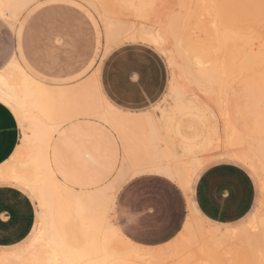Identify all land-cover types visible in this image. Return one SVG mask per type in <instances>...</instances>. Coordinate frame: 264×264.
<instances>
[{
	"label": "snow or ice",
	"instance_id": "obj_1",
	"mask_svg": "<svg viewBox=\"0 0 264 264\" xmlns=\"http://www.w3.org/2000/svg\"><path fill=\"white\" fill-rule=\"evenodd\" d=\"M3 20L8 23L6 15ZM18 27L23 34V26ZM164 39L161 34L146 43L160 47ZM15 62L16 57L12 56L0 72V116L7 115L15 129L14 144L5 153L11 173L0 172V201L8 192L21 197L28 205L30 221L35 216L37 223L25 240L0 239V245L30 251L46 242V254L56 257L54 264H131L128 252L110 243L109 237L127 239L125 234L131 235L130 229L142 220L139 203L145 198H172L173 193L158 186L172 182L173 176L164 170L156 171L158 166L147 162L137 165L144 171L129 170V161L134 158L130 129L147 123L162 146L170 138L187 146L181 133L190 130L194 121L198 125L204 117L209 123H219L222 113L216 109L223 104H215L205 95L203 103L194 106L197 102L189 94L185 93L183 98L178 95L173 81L162 97L141 98L144 107L130 111V106H124L125 93L114 95L106 90L96 59L86 62L72 77L73 83L88 80L83 92L53 84L47 76L40 75L43 70L39 68L34 72L21 69V78H9L8 69ZM128 75L132 82L140 79L134 70ZM247 101L264 137V83L249 91ZM86 153L95 154V159L90 156L86 161L83 158ZM230 159L245 166L240 156ZM195 179L196 174L189 176L185 195L190 196ZM100 189H104L102 195ZM141 192L145 196L140 201L129 196L122 203L126 194L139 196ZM53 200L59 207L60 223L46 230ZM14 216L12 208L0 203V232L12 224ZM85 218L94 228L89 231L70 228L73 220L80 224ZM183 235L177 239H183ZM128 244L131 249L136 248L131 241ZM185 244V254L191 255L199 249L200 239L189 238ZM27 264H53V261L36 258Z\"/></svg>",
	"mask_w": 264,
	"mask_h": 264
},
{
	"label": "bare ground",
	"instance_id": "obj_2",
	"mask_svg": "<svg viewBox=\"0 0 264 264\" xmlns=\"http://www.w3.org/2000/svg\"><path fill=\"white\" fill-rule=\"evenodd\" d=\"M71 1L88 10L90 15L94 12L98 14L100 44L95 57L99 61L96 65L98 69L105 55L115 46L129 40L152 41L163 34L164 44L157 48L166 56L172 70L170 86L174 81L178 95L183 98L185 93L189 94L191 100L197 102L194 106H198L199 99L205 95L213 103L223 104L222 108L216 109L222 113L219 119L222 127L213 126L206 117L198 125L194 121L190 130L185 129L181 133L187 146L174 138L168 139L162 146L149 124L134 125L130 129L134 154L129 161L130 171H144L137 165L145 162L155 164L158 166L156 171L168 172L185 189L189 176L196 174L206 163L218 158L240 156L261 183L258 209L241 226L224 230L211 228L195 214H190L182 231L183 239L171 242L174 243L171 245L174 246L172 252L167 248L170 243L165 247L169 252L163 247L164 250L140 247L121 236L109 237L110 243H115L119 250L127 251L131 264H238L239 247L236 242L264 229V137L250 114L247 101L249 91L253 87L258 89L264 83V0H255L259 7L256 5L252 11L250 8L243 9L240 17L237 13L238 20L227 10L228 0ZM42 2L0 0V14L6 15L18 26L22 14ZM190 28L200 29L205 36L197 30L199 36L196 34L193 37ZM21 69L29 71L16 60L14 66L8 69V77L21 78ZM79 84L86 88L88 80ZM10 173L11 168L6 171V174ZM103 192L104 189L99 190L100 195ZM59 223V207L53 200L46 230ZM204 227H208L210 233ZM70 228L89 231L94 225L85 218L80 224L73 220ZM195 237L200 239L199 249L191 255L185 254V241ZM128 241L136 248L131 249ZM45 249L46 242L30 251L19 248L0 251V264H27L36 258L51 259L54 264L55 255L48 257Z\"/></svg>",
	"mask_w": 264,
	"mask_h": 264
},
{
	"label": "crops",
	"instance_id": "obj_3",
	"mask_svg": "<svg viewBox=\"0 0 264 264\" xmlns=\"http://www.w3.org/2000/svg\"><path fill=\"white\" fill-rule=\"evenodd\" d=\"M42 1L44 2L35 5L29 12L36 10L39 6L50 0ZM86 13L95 29V51L87 61V63H91L98 53L100 34L94 19L87 11ZM7 25L11 29L14 27L17 28L16 47L12 51L7 50L4 47L6 46L4 40L6 37L3 38L0 36V62H2L0 63V72L4 71V64L10 62L12 56H15L16 60L22 62L29 71L34 72L37 68L42 69L43 71L40 75L47 76L53 84L63 89L71 90L75 88L82 92L86 90L79 82L73 83L72 81V77H75L86 63L76 69L69 67L58 70L48 66L42 63L41 58L39 59L28 53L23 38L24 35L21 34V28L15 26L10 20H8ZM5 27L6 24L3 20V15L0 14V28ZM58 40L60 41V38ZM134 43L140 44L146 42L129 40L115 46L105 55L99 67V74L102 83L106 86V90L114 95L125 93L127 100L124 106H130V111H137L144 107L140 104L141 98L151 99L152 97H157L159 99L162 97L169 90L172 78L171 73V77L166 80L160 68H154L150 65V60L144 51L131 47ZM157 50L159 49L157 48ZM133 70L134 74L140 77L135 82L130 81L128 75ZM77 123L79 122L77 121ZM14 131L15 129L9 117L7 115L0 116V171L5 170V172L3 171L5 174L10 168L8 166L10 161L5 156V153H8L10 147L14 144ZM84 131L86 132L87 130ZM90 156L95 159V154L93 153H86L83 158L87 161ZM113 163H115L114 160ZM255 182L260 191V198L257 202ZM171 183H175L181 190L184 210L180 209L175 218L163 227H155L147 230L143 227L139 228L138 224L140 222H138L136 227L130 229L131 235L125 234L136 245L147 249H165L164 251L169 252L165 248L166 245L169 242L175 243L178 241L176 239L183 233L182 231L187 220H189L188 217L190 218V214L191 216L195 214L202 223L204 222V225H210L211 228L216 227L221 228V230L230 229L248 222L258 209L261 200L260 182L255 172L246 164L242 166L232 163L230 158L214 159L203 165L196 172V179L192 181L190 196L185 195L184 187L177 181L173 180ZM129 196L130 193L126 194L122 203L127 201ZM0 203L12 208L15 213L12 224L0 232V239L16 241V238L19 237L20 241L25 240L27 234L32 231V225L37 223L35 216L30 221L28 205L21 197L13 196L11 192L6 193ZM194 209H198V211ZM5 211H7V208ZM174 243H170V246H167L170 252L174 249V246H171ZM162 245H164V249L161 248ZM15 249L17 248L0 245V251L9 252Z\"/></svg>",
	"mask_w": 264,
	"mask_h": 264
},
{
	"label": "rangeland",
	"instance_id": "obj_4",
	"mask_svg": "<svg viewBox=\"0 0 264 264\" xmlns=\"http://www.w3.org/2000/svg\"><path fill=\"white\" fill-rule=\"evenodd\" d=\"M256 2L255 0H228L226 8L238 20L243 9L250 8L251 11L253 8L256 9L258 4ZM247 4L248 6H246ZM32 8L22 14L21 21L17 24L23 23V38L28 53L41 58L42 63L58 70L69 67L79 68L91 58L95 51V29L85 8L76 5L71 0H50L36 10L29 12ZM237 13H239V17ZM91 15L98 26V14L94 12ZM245 18L244 15V20L247 22L248 19ZM16 30L17 28L12 31L7 24L5 28H0V36L6 37L4 39L6 46L4 47L7 50L12 51L16 47ZM189 30L195 37L197 30L200 29L190 28ZM199 34L205 36L201 30ZM199 34L197 35L199 36ZM131 47L144 51L150 60V65L154 68H160L166 80L171 77L172 70L168 65L166 56L156 47L147 43H134ZM179 61L183 63L182 60ZM199 103H203V100L199 99ZM211 124L218 129L222 127L221 120L219 123L212 121ZM158 187L161 190L167 189L168 192L173 193V196L168 200H162L158 196L156 199L145 198L140 202L139 215L142 216V220L139 221V228L143 227L149 230L155 227H163L175 218L180 209L184 210L181 190L175 183L166 182ZM256 188L257 202L260 198L257 183ZM130 196L134 201H140L145 193L141 192L139 196L130 193ZM204 229L210 233L208 227H204ZM236 244L239 247L238 264H264V229L252 232L243 241H237Z\"/></svg>",
	"mask_w": 264,
	"mask_h": 264
}]
</instances>
